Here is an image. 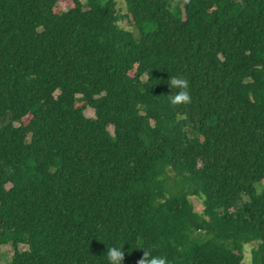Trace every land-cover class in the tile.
I'll use <instances>...</instances> for the list:
<instances>
[{"label": "trees", "instance_id": "trees-1", "mask_svg": "<svg viewBox=\"0 0 264 264\" xmlns=\"http://www.w3.org/2000/svg\"><path fill=\"white\" fill-rule=\"evenodd\" d=\"M66 1L0 0L10 264H264V0Z\"/></svg>", "mask_w": 264, "mask_h": 264}, {"label": "clouds", "instance_id": "clouds-1", "mask_svg": "<svg viewBox=\"0 0 264 264\" xmlns=\"http://www.w3.org/2000/svg\"><path fill=\"white\" fill-rule=\"evenodd\" d=\"M171 94L167 95L168 103L172 106L187 105L192 101V97L189 92V81L182 76H171L167 81ZM172 89H176L173 92ZM124 252L122 248L112 246L107 249L106 259L108 264H122L124 260ZM137 264H169L166 256H154L148 249L143 250V255L137 261Z\"/></svg>", "mask_w": 264, "mask_h": 264}, {"label": "rangeland", "instance_id": "rangeland-1", "mask_svg": "<svg viewBox=\"0 0 264 264\" xmlns=\"http://www.w3.org/2000/svg\"><path fill=\"white\" fill-rule=\"evenodd\" d=\"M82 1L84 2L85 0H82ZM117 2H118V7H119L120 11L122 12V14L126 15L127 11H126V8L124 5V1L123 0H117ZM64 6H69V0H67L66 3L64 2ZM121 26L124 27L126 30L132 31L136 37L139 36V33H138L137 29L134 27V25L129 23L127 20L123 21L121 23ZM85 115L89 118L95 117L94 111L92 109H87L85 111ZM109 130L113 134V131H114L113 127H110ZM258 191L260 193H264V183H262L258 186ZM189 200L193 204L196 212L201 213L203 211V197L191 195V196H189ZM253 247H256V243L251 244V245H247L244 248V250H245V264H250L251 250ZM12 254H13V248L11 245L1 247L0 248V264H10Z\"/></svg>", "mask_w": 264, "mask_h": 264}]
</instances>
